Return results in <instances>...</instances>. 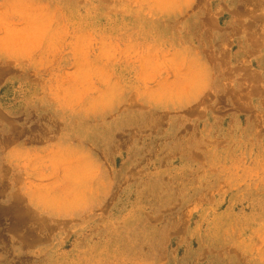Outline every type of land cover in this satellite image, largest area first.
<instances>
[{
  "label": "rangeland",
  "instance_id": "rangeland-1",
  "mask_svg": "<svg viewBox=\"0 0 264 264\" xmlns=\"http://www.w3.org/2000/svg\"><path fill=\"white\" fill-rule=\"evenodd\" d=\"M0 264H264V0H0Z\"/></svg>",
  "mask_w": 264,
  "mask_h": 264
}]
</instances>
